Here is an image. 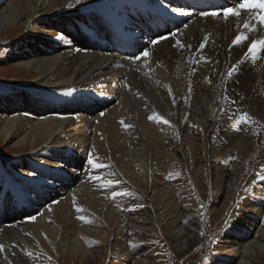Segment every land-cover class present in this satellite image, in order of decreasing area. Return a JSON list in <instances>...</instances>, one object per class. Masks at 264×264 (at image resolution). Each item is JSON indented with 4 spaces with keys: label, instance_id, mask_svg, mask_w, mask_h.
Returning a JSON list of instances; mask_svg holds the SVG:
<instances>
[{
    "label": "bare ground",
    "instance_id": "6f19581e",
    "mask_svg": "<svg viewBox=\"0 0 264 264\" xmlns=\"http://www.w3.org/2000/svg\"><path fill=\"white\" fill-rule=\"evenodd\" d=\"M79 1L0 0V45L17 28L26 35L21 42L24 46L3 55L0 65L12 63L7 71L13 68L47 82V86L30 87L27 92L6 88L0 93V147L14 151L8 157L12 169L17 170L12 172L13 181L24 186L26 193V204L19 206L17 193L6 184L0 186V253L5 250L14 264L35 262L11 242L21 238L39 250L42 236L58 241L61 254L84 259L91 251L82 238H99L103 231L78 218L73 208L100 212L107 222L120 213L100 195L106 187L104 181L113 182V170L94 168L98 174L93 176L102 175L103 179L92 184L88 155L101 166L111 162L119 176H129L143 194L146 188L139 185L135 166L149 171V188L160 197L159 203L165 204L163 212L172 227H177L173 235L178 249H183L189 231L179 221L181 210L171 190L161 182L164 171L170 163L182 166L189 160V147L193 173L199 168L210 169L214 212L218 201L237 192L244 169L243 162L239 165L229 157H218L242 159L253 150L250 140L258 139L256 134L264 123V53L256 62L243 56L251 39L264 35V26L246 33L250 38L245 43L232 45L235 35L244 31L247 13L228 20L200 16L212 0H125L118 4L112 0L110 6L88 11L107 0H81L84 7L78 10L72 5ZM219 1L211 5H223ZM174 6H191L192 14H173L170 9ZM171 32L177 36L172 37ZM161 36L167 39L161 40ZM177 39L183 47L176 44ZM150 40L157 43L153 45ZM201 43H205L203 49ZM143 51L149 56L143 57ZM133 53L141 58L135 60ZM241 60L238 70L229 76L230 68ZM69 88L75 89L73 94L58 102L47 97L48 90L63 94ZM217 98L219 102H213ZM188 105L192 112L183 138L173 125L164 123L167 119L155 115L156 110L170 115L173 107L183 119ZM211 106L216 107L213 121ZM243 113L248 114V122L237 123ZM212 127H218L219 133L214 144L206 136ZM21 153L42 165L34 168L24 159H14ZM222 160L231 163L220 166ZM157 167L158 184L153 181ZM262 183L256 195L247 197L246 210L235 229L221 241L220 250L227 256L224 264H254L259 253L264 255ZM131 198L126 196L125 200L137 208L121 219L117 217L119 221L125 217L132 228L140 230L148 221L160 220L152 204L141 207L139 199ZM33 216L35 220L30 219ZM17 221L19 224H12ZM114 234L118 243V230ZM119 242L121 264L149 263L147 255L138 257L127 244ZM0 264L9 263L0 257Z\"/></svg>",
    "mask_w": 264,
    "mask_h": 264
},
{
    "label": "rangeland",
    "instance_id": "374dc122",
    "mask_svg": "<svg viewBox=\"0 0 264 264\" xmlns=\"http://www.w3.org/2000/svg\"><path fill=\"white\" fill-rule=\"evenodd\" d=\"M109 1L112 0L104 1L101 4H95L93 7L87 8L86 11L90 9L101 10L108 5H111L110 3H108ZM113 1H116V4H118L125 0ZM82 3L83 1L80 0L72 6H76L77 9L80 10L84 7ZM51 8L52 7H50V9ZM21 30V28H17L14 31L8 33L7 36L9 40L2 42V44L0 45V59L3 55L8 56L13 51H16L18 48H22L24 46L21 42L26 39V35L24 36L25 31ZM11 65L13 64L10 63L0 65V93L7 91L6 88L11 90L13 88H15L16 90L25 89L23 91L27 92V89L29 90L30 87L31 89H34V87L38 85H42L43 87L47 86V82L37 80V78H33L24 72H19L16 69L9 68L7 71L8 67H12ZM48 91L49 94L47 95V97L55 102L60 101V99H63L66 96L65 93L57 94L59 92H54L56 94L55 95L53 94V92H50V90ZM178 99H175V101L178 102ZM175 101H173L174 104L176 103ZM213 102H219V98H217V101L216 99H214ZM189 106L190 105H188L186 112L184 113L183 119L177 113L178 108L173 107L170 115H165L163 114V112L158 110L155 111V115H158V117L160 116L164 120L167 119V125H173V130L178 132V134L180 133L179 137L183 138V135L186 131L185 129L187 127L188 117L192 112L189 109ZM214 111H216V107L211 106L210 114L212 121V116L215 113ZM193 121H190L189 123H192ZM195 128L197 129V126L193 127V129ZM217 128L218 127H212V129L206 133L208 140H214L212 144H214L216 139L219 137ZM126 132L131 134V131L126 130ZM123 133H125V131H123ZM256 137L258 138L256 139V141L250 140V142L252 141L254 145L253 150L248 154L245 153L242 159L237 158L236 156L231 157V155H222L218 157L219 159L229 157L230 160H233L232 163L236 160L239 165L243 162V164L241 165L244 166V169L242 172V177L239 180L237 192H234V194H229L227 196L228 198L223 197L220 201H218L219 203L217 204V207H215L216 210L214 212L211 211L214 201V195L211 192L213 178L211 177L210 169H205L204 171H202L199 168V170H196L195 173H193L194 162L191 159V150L189 147L186 148V152H188V156H190L189 160H187L182 166L178 164L173 165L172 163H170L164 171L163 177L165 179L161 182L163 186H166V188L168 187L171 190V194L174 197L173 200L176 201L181 210L179 221L181 220V224L184 227H187L189 231L187 237L188 241L184 248L181 250H179L177 247V237L173 235V232H177V227H172L169 217L166 216L165 212H163V207L165 204L163 203L161 205L159 203L160 197L158 196L156 198L155 192H153L149 188V182H147L146 178L148 176L150 177L149 171L145 170L141 166H135V171L139 176L138 183H140L139 185H141L142 187L146 188L145 194H143L144 192L141 193L139 187L134 186L133 183L130 182L128 178L129 176H119L120 173H118L117 169L114 168L109 161L108 162L110 164L107 162L104 163V165L100 167L102 168L100 169V171L104 172L106 170H113V173L111 172V178H113V182L107 183L106 181H104V186L106 187L101 190L100 195L106 200V202H108V204L112 203L117 208V210L120 211V213L117 212V217L121 219V216H123L124 214H128L129 211L137 208L134 207L132 203L129 202V200H125L127 196L130 198L132 197L131 199H139L142 202L141 207L147 208L151 206L150 204H152L153 209H157L160 214L159 221L150 220L148 221L146 227H141L140 230H136L132 228L130 224H128L129 221L127 219V221H124L125 217H122V221H119L115 215L114 219H109L110 222H107L106 218L103 216V214H100V212L98 214H95L90 210L89 213V211L87 210L78 211L79 208L72 207L75 213H77L78 218L81 219V217H84L83 220L92 223L96 227L100 228L101 231H103V234L101 233V236L99 238L86 236L82 238L83 242L87 246V249L91 251V253H89L84 259L76 258L72 255L61 254L58 247V241H54L47 236H42L44 239L42 237L39 239V250H36L35 248L27 245L26 241H23L21 238H16V240L14 239V241L11 242V246L13 248H21V251L31 259V262H35L34 264H121L123 257L120 253V250L118 249L120 243L119 241H122L123 245L127 244L129 249L134 252L133 254L137 255L138 257H140L141 255H147L149 257L148 264H224L227 256L220 250L221 241L224 239L225 235L230 232V230L235 229V224L239 219L241 213L245 212L246 210L245 202L247 197L251 195L253 197V195H256L255 190L257 188L259 189V186L261 185L260 183L263 182L262 184H264V180H260L258 176V174L262 172V166H264V123L261 124ZM181 143L183 144V142ZM12 155H14V151L8 148L2 149L0 147V186L6 184V186L16 192L19 198V206H22V204H26V193L24 191V186L21 188L20 185H18L17 183L15 184V181H13L12 172H17V170H13V166L10 162H8V157ZM28 155L29 154L27 153H21L19 157H14V159L19 158V161L24 159L31 167L34 168L42 165L38 164L37 160L31 158ZM208 158H210V154ZM223 163L226 162L222 160L219 165L222 166ZM230 163L231 162L229 161L226 164L230 165ZM157 169L158 167L154 169V173H156L157 175L153 179L156 184L160 182L159 172H157ZM22 171H25V169L22 168ZM88 172L89 177L90 175H92V184L100 181V179H103L102 175L93 176L96 173L98 174V169L92 168L89 169ZM19 175L22 176L23 174L19 173ZM32 175L33 177L35 176V174ZM30 176L25 175V177L29 181L33 182L34 180H32ZM113 188L114 190H112ZM113 192L117 193V195L113 196ZM0 194H2V190H0ZM154 197L156 198V201ZM116 199L122 200L121 202H115ZM82 212H84L85 214ZM12 224H19V222L17 221ZM117 230L120 234V240L118 241V243H115L116 236L114 232ZM5 253L6 251L2 250V252L0 253V257L5 259L9 264H14L10 261L7 253ZM29 253H31V255H29ZM131 258L133 259V257ZM254 264H264V255L259 253L255 257Z\"/></svg>",
    "mask_w": 264,
    "mask_h": 264
},
{
    "label": "snow or ice",
    "instance_id": "6c2138e0",
    "mask_svg": "<svg viewBox=\"0 0 264 264\" xmlns=\"http://www.w3.org/2000/svg\"><path fill=\"white\" fill-rule=\"evenodd\" d=\"M170 11L173 14L179 16H190L193 10H191V6H188L187 8L185 6H174L171 7ZM242 13H247L249 15V19L244 21V31L236 34L234 39L232 40V45L238 46L249 40L250 37L246 33H255L258 30V26H264V0H226V3L223 5L207 6V8L202 9L199 12V15L204 18H220L222 16L225 20H228L230 16L240 18ZM253 21H255V23H253ZM184 27H187V25H184ZM170 35L172 37H176L177 32H171ZM60 38L62 37H57V39ZM160 39L165 40L167 39V37L161 36ZM206 41L207 37H205V42ZM149 42L153 45L157 43L156 40H150ZM176 44L180 45V41L178 39L176 41ZM180 46L183 47V45ZM189 47L191 46L189 45ZM199 47L203 49L205 47V43H201ZM261 53H264V35L257 39H251V42L247 44V51L243 53V56L244 59L250 58L252 62H256L258 59L262 58ZM132 56L135 58V60H139L141 58V56L135 55V53H133ZM142 56L148 57L149 52L143 51ZM240 63H243V60L238 61L237 65L230 68L228 72L229 76H231L234 71L238 70ZM74 91L75 89L69 88L66 90L65 94L71 95ZM154 118L155 117L152 116L149 117V119ZM248 119V114L243 113L239 116L237 123H246L248 122ZM164 123L167 124L168 121L165 120ZM87 163L93 168L101 167V164L98 163L92 155H88ZM29 175H31V173H29ZM258 176L260 180H264V166H262V172L258 174ZM108 183H112V181H109ZM112 195L116 196L117 193L113 192ZM30 219L35 220V217H30ZM81 219H84V217H81ZM29 255H31V253H29Z\"/></svg>",
    "mask_w": 264,
    "mask_h": 264
}]
</instances>
